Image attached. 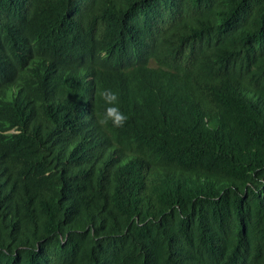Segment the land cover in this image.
I'll return each mask as SVG.
<instances>
[{
    "label": "trees",
    "instance_id": "obj_1",
    "mask_svg": "<svg viewBox=\"0 0 264 264\" xmlns=\"http://www.w3.org/2000/svg\"><path fill=\"white\" fill-rule=\"evenodd\" d=\"M0 264H264V0H0Z\"/></svg>",
    "mask_w": 264,
    "mask_h": 264
},
{
    "label": "clouds",
    "instance_id": "obj_2",
    "mask_svg": "<svg viewBox=\"0 0 264 264\" xmlns=\"http://www.w3.org/2000/svg\"><path fill=\"white\" fill-rule=\"evenodd\" d=\"M100 95L109 104H112L117 100L116 94L111 90L106 89L102 91ZM107 118H111L113 120V123L119 126L124 122L126 116L123 113H121L117 107H109L106 110V119Z\"/></svg>",
    "mask_w": 264,
    "mask_h": 264
}]
</instances>
